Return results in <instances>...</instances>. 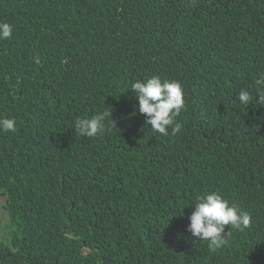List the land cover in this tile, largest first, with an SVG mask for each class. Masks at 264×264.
<instances>
[{
    "label": "trees",
    "instance_id": "1",
    "mask_svg": "<svg viewBox=\"0 0 264 264\" xmlns=\"http://www.w3.org/2000/svg\"><path fill=\"white\" fill-rule=\"evenodd\" d=\"M0 22L17 127L0 131V264H264V0H0ZM153 75L182 85L175 135L128 89ZM105 111L104 133L74 132ZM213 191L251 215L215 251L187 231Z\"/></svg>",
    "mask_w": 264,
    "mask_h": 264
},
{
    "label": "clouds",
    "instance_id": "2",
    "mask_svg": "<svg viewBox=\"0 0 264 264\" xmlns=\"http://www.w3.org/2000/svg\"><path fill=\"white\" fill-rule=\"evenodd\" d=\"M12 32V25L7 22H0V40L10 38ZM256 83L264 87V78L258 79ZM128 89L132 90L138 100V111L145 116V124L150 126L154 132L168 136L170 134L169 128H171L172 135L181 130L179 123L173 124L175 117L179 116L185 107L184 91L178 80L162 79L158 75H153L133 82ZM237 97L243 106L253 101L252 94L245 89H241L237 93ZM256 104L264 105V95L257 97ZM110 117L111 111L101 112L90 117H77L72 128L82 137L93 138L104 133L105 122ZM113 123L111 120L112 127ZM0 131H17L15 119L0 117ZM7 203L5 200L6 205ZM73 203L71 201V206ZM193 205L194 208L188 217L190 222L187 225V231L200 241H207L211 251L227 244L226 225H231L241 231L250 226L251 215L240 210L234 204L230 205L228 200L224 199L218 192L213 191L197 196ZM1 208L4 209L6 206L3 205ZM86 249L84 247V250Z\"/></svg>",
    "mask_w": 264,
    "mask_h": 264
},
{
    "label": "rangeland",
    "instance_id": "3",
    "mask_svg": "<svg viewBox=\"0 0 264 264\" xmlns=\"http://www.w3.org/2000/svg\"><path fill=\"white\" fill-rule=\"evenodd\" d=\"M6 195L0 191V232H4L6 230L5 222L7 220L6 214L1 208L5 205Z\"/></svg>",
    "mask_w": 264,
    "mask_h": 264
}]
</instances>
